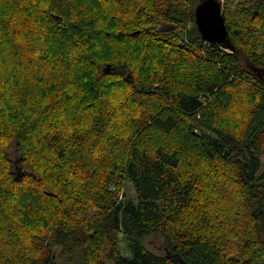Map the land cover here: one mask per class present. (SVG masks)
Instances as JSON below:
<instances>
[{"label":"trees","instance_id":"obj_1","mask_svg":"<svg viewBox=\"0 0 264 264\" xmlns=\"http://www.w3.org/2000/svg\"><path fill=\"white\" fill-rule=\"evenodd\" d=\"M200 1L0 0V264H264V0H225L234 48Z\"/></svg>","mask_w":264,"mask_h":264},{"label":"rangeland","instance_id":"obj_2","mask_svg":"<svg viewBox=\"0 0 264 264\" xmlns=\"http://www.w3.org/2000/svg\"><path fill=\"white\" fill-rule=\"evenodd\" d=\"M196 2V1H195ZM222 2V7H224L225 4V0H221ZM239 0H236L235 3L231 4V10L233 12V15L230 16V23L232 25V27L235 28H240L242 30L246 29V27L249 25V23H245L244 19L242 17L241 14H239V12H237L239 10V7L236 6V3H238ZM164 25V23H161L160 25H157V29L159 27H162ZM165 28H169V26H166ZM184 30V31H183ZM196 31V28H194V23H186L185 24V29L182 28H178L177 30L173 31V39L172 42L174 43H178L177 42V38H182V35L184 36L185 34H194L193 32ZM249 40L251 43H253L255 41L254 44L258 45V52L262 53L264 50V34L262 32H258V31H254L251 32L248 36ZM243 64L245 65V67L250 71L253 72L250 68V66L248 65V61L246 60V58H243ZM246 89H249V87H245ZM117 96H120V94H117ZM241 99V100H240ZM245 100L244 95L239 97L238 102L233 106L232 110L230 112H228L227 114H223L222 116L219 117V120H233V115L235 114L236 116V126H238V123H242L243 119L242 116L245 113L244 108L246 106H240L241 103H243V101ZM245 103V102H244ZM245 105V104H244ZM244 111V112H243ZM246 116L244 115L243 118H245ZM239 120V121H238ZM115 123V122H114ZM120 134H123V132H120ZM103 147L105 148L104 144ZM14 146L11 148V158L16 161L17 160V156L14 153L13 150ZM183 169L181 168V171ZM219 179L220 181L223 182V186L226 185L227 183V179L226 177H224L221 174H217L216 175V180ZM202 182H204L203 178L201 179ZM209 184H212L214 186V183L209 182ZM212 186V187H213ZM214 188V187H213ZM112 189L114 190V186L112 187ZM114 195L116 196V198L119 201H128V200H134L136 199V191H135V187L133 185V183H131L129 180H124L122 183V187L120 191H116L114 190ZM221 234V233H220ZM118 243H119V247L120 250L122 252L123 255H130V249L128 247V242L126 240V236L121 232L118 234ZM145 246L149 249L152 250L154 252L157 253H164V252H168L169 250H171L173 243L172 241L168 238V236L163 235V234H156V235H152L149 238H147L145 240ZM60 249H58L57 251V255H59L60 253ZM58 259V264H67L66 262H64L63 258H61L60 256L57 257ZM105 264H114V262L112 260H107Z\"/></svg>","mask_w":264,"mask_h":264},{"label":"water","instance_id":"obj_3","mask_svg":"<svg viewBox=\"0 0 264 264\" xmlns=\"http://www.w3.org/2000/svg\"><path fill=\"white\" fill-rule=\"evenodd\" d=\"M195 24L202 39L217 43L227 48H234L229 39V29L222 13V2L219 0H201L195 7ZM170 28L162 27L161 31Z\"/></svg>","mask_w":264,"mask_h":264}]
</instances>
